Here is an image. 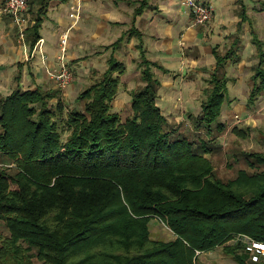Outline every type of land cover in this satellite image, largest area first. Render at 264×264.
<instances>
[{"label": "trees", "instance_id": "obj_1", "mask_svg": "<svg viewBox=\"0 0 264 264\" xmlns=\"http://www.w3.org/2000/svg\"><path fill=\"white\" fill-rule=\"evenodd\" d=\"M47 7L38 10L31 47ZM254 43L251 104L264 94V41ZM213 52L211 88L187 131L159 105L152 67L160 65L144 52V85L132 92L124 121L113 111L125 72L116 59L77 97L82 109L66 111L61 98L51 102L57 90L40 87L0 96V221L9 231L0 235V264H199L217 247L237 264H264L247 249L249 240L264 243V152L241 150L234 159L244 167L226 179L207 156L214 131L225 130L229 80V54ZM154 218L173 238L151 237Z\"/></svg>", "mask_w": 264, "mask_h": 264}, {"label": "crops", "instance_id": "obj_2", "mask_svg": "<svg viewBox=\"0 0 264 264\" xmlns=\"http://www.w3.org/2000/svg\"><path fill=\"white\" fill-rule=\"evenodd\" d=\"M28 1L22 12L26 29L25 41H21L17 25L0 0V96L18 85L22 89L58 87L48 70H59L60 39L67 32L66 61L74 68L81 63L89 66L90 77L97 74L102 78L110 59L123 63L125 72L126 68H138L141 75L142 52L147 60L159 64L161 68L153 66L152 70L161 82L158 103L163 111L188 107L194 93L208 92L211 71L216 67L214 50L229 54L224 66L229 78L227 97L232 93L226 98L229 111L251 106L260 97V103L264 102V94L253 104L248 98L259 62L254 39L264 41V0H199L214 8L213 23L208 27L192 25V13L183 0ZM42 2L48 7L39 29L41 50L31 57L29 35ZM250 42L257 63L244 48ZM250 67L251 86L246 81ZM203 80L206 85L201 89Z\"/></svg>", "mask_w": 264, "mask_h": 264}, {"label": "rangeland", "instance_id": "obj_3", "mask_svg": "<svg viewBox=\"0 0 264 264\" xmlns=\"http://www.w3.org/2000/svg\"><path fill=\"white\" fill-rule=\"evenodd\" d=\"M237 8L239 7L237 6ZM211 23H213V20H210L203 26L208 27ZM244 48L249 52L250 58L253 57L252 59L254 60L256 58L254 62L257 63L254 45L251 42L249 45L246 43ZM239 53H241V50ZM68 64L73 74V80L69 86L64 89H61L59 86L57 87V85L56 87L49 88V90L58 91V96L53 98L51 102L54 103L58 98H61L66 111L74 107L82 109L84 101H78L77 97L91 84L100 80L101 76L94 74L93 77H90L91 73L90 70H88L89 66L86 67L84 63L76 65V68H74L73 63L69 62ZM131 70L132 69H128L127 71L126 68V72H124L125 74H122L123 76H121L119 87L120 93L118 92L113 104V111H117L123 121L126 117L131 115V91L139 89L144 85L138 68H134L132 72ZM248 71L246 81H248L251 86L249 75L253 73V68L250 67ZM205 81L206 80H203V87L201 89L206 85ZM206 96V91L200 94L194 93V99L188 107L179 105L178 108H173L172 111L165 109L164 113L167 116L169 123L182 125V128L186 131L192 129V122L191 119H189V116L199 114ZM239 96L244 97V94L241 93ZM263 96L264 95H262V97ZM230 97H232V93L228 94L227 98L230 99ZM260 99H258L253 105H247V107L237 111L231 108L233 110V115H231V111H229L230 106H228V101L223 104L222 114L219 121L225 124V130L223 132L217 130L214 131L213 135L217 138V142L212 153L207 156L211 158L217 174L224 179L234 177L237 170L244 167L243 162H237L234 159V155H237L241 150L264 152V102L262 101L263 103H260ZM237 112L239 114L238 116H236ZM235 127L245 130L246 136L240 137L235 134L233 132ZM149 227L152 238L168 240L174 236L170 228L158 218L152 219L149 223ZM0 235L2 237L9 235V231L2 221H0ZM198 262L199 264H237L232 256L227 254L222 247H217L214 250L202 253Z\"/></svg>", "mask_w": 264, "mask_h": 264}, {"label": "built area", "instance_id": "obj_4", "mask_svg": "<svg viewBox=\"0 0 264 264\" xmlns=\"http://www.w3.org/2000/svg\"><path fill=\"white\" fill-rule=\"evenodd\" d=\"M6 11L13 18L14 23L19 29V38L21 41H25V29L24 21L22 19V12H24L28 6V0H3ZM184 5H186L192 13V25L199 26L204 25L209 22L213 17L214 8L212 4L202 2L199 0H183ZM68 35L67 32L63 34L60 41V54L58 55L59 70L57 72H52L48 70L49 75L53 78L61 89L69 86L73 80V74L68 62L65 58L66 44ZM42 40V39H41ZM41 41L38 40L31 51V57L36 54V51L41 50ZM46 57L43 55V60L45 63ZM249 251L251 252V257L254 261H258L261 257H264V243L257 241H248ZM199 251H197V254Z\"/></svg>", "mask_w": 264, "mask_h": 264}]
</instances>
